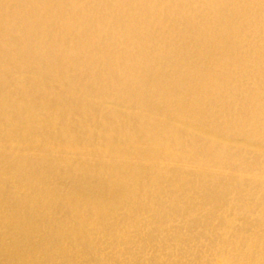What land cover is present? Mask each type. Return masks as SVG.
Listing matches in <instances>:
<instances>
[{
    "label": "bare ground",
    "instance_id": "bare-ground-1",
    "mask_svg": "<svg viewBox=\"0 0 264 264\" xmlns=\"http://www.w3.org/2000/svg\"><path fill=\"white\" fill-rule=\"evenodd\" d=\"M0 264H264V0H0Z\"/></svg>",
    "mask_w": 264,
    "mask_h": 264
}]
</instances>
